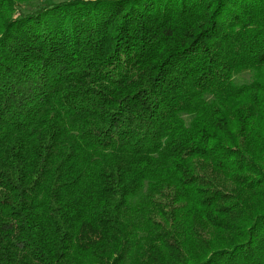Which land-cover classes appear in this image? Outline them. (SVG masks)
I'll list each match as a JSON object with an SVG mask.
<instances>
[{
	"label": "trees",
	"instance_id": "1",
	"mask_svg": "<svg viewBox=\"0 0 264 264\" xmlns=\"http://www.w3.org/2000/svg\"><path fill=\"white\" fill-rule=\"evenodd\" d=\"M36 1L0 0V264H264V0Z\"/></svg>",
	"mask_w": 264,
	"mask_h": 264
},
{
	"label": "rangeland",
	"instance_id": "2",
	"mask_svg": "<svg viewBox=\"0 0 264 264\" xmlns=\"http://www.w3.org/2000/svg\"><path fill=\"white\" fill-rule=\"evenodd\" d=\"M52 0H37L36 2L32 3V4H29L26 8L27 9H35V8H38V7H41L43 5H45L46 3L50 2ZM56 1V0H55ZM25 7V6H24ZM244 78L246 80H248V75H244Z\"/></svg>",
	"mask_w": 264,
	"mask_h": 264
}]
</instances>
